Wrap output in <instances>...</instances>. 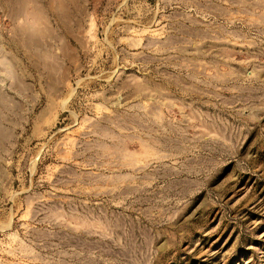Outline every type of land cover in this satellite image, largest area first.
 Masks as SVG:
<instances>
[{"label":"rangeland","instance_id":"1","mask_svg":"<svg viewBox=\"0 0 264 264\" xmlns=\"http://www.w3.org/2000/svg\"><path fill=\"white\" fill-rule=\"evenodd\" d=\"M0 264H264V0H0Z\"/></svg>","mask_w":264,"mask_h":264}]
</instances>
